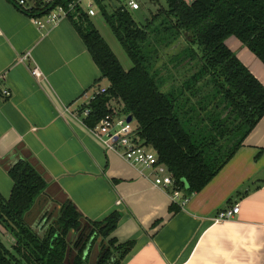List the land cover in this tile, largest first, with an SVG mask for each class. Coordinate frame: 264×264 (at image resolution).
Masks as SVG:
<instances>
[{
	"label": "crops",
	"instance_id": "crops-1",
	"mask_svg": "<svg viewBox=\"0 0 264 264\" xmlns=\"http://www.w3.org/2000/svg\"><path fill=\"white\" fill-rule=\"evenodd\" d=\"M17 7L0 0V196L9 199L8 170L21 159L43 175L47 187L25 215L27 225L44 227L43 235L71 202L84 228L120 214L112 236L134 244L122 264H264V116L201 191L182 192L188 200L180 205L169 189L153 186L152 172L106 149L78 113L107 85H96L101 73L70 21L40 28ZM227 46L264 86L262 62L235 38ZM163 77L166 92L186 75ZM236 204L232 220L212 221ZM91 239L86 259L96 264L101 238Z\"/></svg>",
	"mask_w": 264,
	"mask_h": 264
},
{
	"label": "trees",
	"instance_id": "trees-1",
	"mask_svg": "<svg viewBox=\"0 0 264 264\" xmlns=\"http://www.w3.org/2000/svg\"><path fill=\"white\" fill-rule=\"evenodd\" d=\"M70 1L34 0L31 7L17 8L31 18H43ZM105 1L96 3L132 67L124 70L86 11L78 6L77 13L67 19L101 73L96 85L107 82L105 93L96 92L78 113L89 109L84 117L89 128L107 114L131 116L140 145L156 152L176 184L185 183L188 194L197 193L234 156L264 116V86L227 46L228 40L237 39L264 65V0H162L165 7H159L146 27L135 23L127 5L112 1L113 9L108 13L102 5ZM148 2L152 4V0ZM158 19V26L149 28ZM183 33L187 38L182 40L189 37L188 42L199 47L200 55L192 52L189 56V48L184 47L175 57H184L180 63L197 60L199 67L163 92L166 78L159 76L162 71H151L144 49L151 39L169 47ZM8 175L13 187L8 200L0 196V224L15 243L8 248L0 238V264H65L67 236L76 230L82 232L73 243L72 264H87L84 252L92 237L101 238L103 251L96 264L123 263L134 244H119L112 236L120 219L118 212L101 222H86L89 228H84L82 215L68 202L57 220L39 235L24 217L46 189V180L25 159L12 165Z\"/></svg>",
	"mask_w": 264,
	"mask_h": 264
},
{
	"label": "built area",
	"instance_id": "built-area-1",
	"mask_svg": "<svg viewBox=\"0 0 264 264\" xmlns=\"http://www.w3.org/2000/svg\"><path fill=\"white\" fill-rule=\"evenodd\" d=\"M10 1L20 8L27 7L25 0ZM46 1L50 2L53 0ZM87 1V10L85 9V11L89 17H92L95 15V11L92 8V0ZM82 2L83 0H72L67 3L66 6H56L53 11L43 18L32 17L31 19L34 24L40 28L43 27L44 24L54 25L63 19H67L70 15L76 14L77 7L81 6ZM127 7L132 11H137L139 10L140 5L138 2L129 0L127 2ZM26 58L27 56L22 59ZM30 72L33 77L38 79L43 76L42 72L37 67L33 68ZM105 91L106 88H100L97 91V94H104ZM3 95L8 97L10 93L9 91H3ZM93 97L89 101H91ZM82 114L84 117H87L89 115V109H85ZM90 129L99 137L104 138V145L106 149L116 150L127 162L152 172L153 186L160 189H169L172 201L180 199V205H183L188 200L187 197L182 196V192L185 191L184 185L186 184L183 183L182 186L176 184L171 172L165 164L159 162L156 152L140 145L135 135L132 123L127 122V116L107 114L97 125ZM239 210L238 204L232 206L231 208L221 210L215 217L212 218V221L214 223L230 221L239 213Z\"/></svg>",
	"mask_w": 264,
	"mask_h": 264
},
{
	"label": "rangeland",
	"instance_id": "rangeland-1",
	"mask_svg": "<svg viewBox=\"0 0 264 264\" xmlns=\"http://www.w3.org/2000/svg\"><path fill=\"white\" fill-rule=\"evenodd\" d=\"M112 1L116 5L120 6V5H127V2L129 0H106L105 2H103L102 5L106 8V11L108 13L112 12V9H113ZM133 1L138 2V4L140 5V8L137 11L131 10L130 14L132 16V19L135 21V23L140 27H146L148 25V22L151 21L152 17L157 13L161 5H162V8H163V5L165 7V3L162 0H152V4L148 2L149 0H133ZM87 3H88L87 0H83L82 5H81L82 9L87 10ZM92 4H93L92 8L95 11V16L91 17V21L94 23L95 28L100 33V35L104 38L106 43L109 45V47L111 48L112 52L117 57V59L119 60L124 70L125 71L129 70L132 67V62L130 61L124 49L122 48L121 44L119 43L118 39L115 37L110 27L106 23L100 11V7L96 3V0H92ZM159 20L160 19H158L153 24V26H149V28L152 29L153 27L155 28L156 26H158ZM159 37H161V35ZM185 38H187V33H183L181 35V38L178 41H176V43H174L173 45L169 47L158 45L157 44L158 41H155V40L153 41V39H151L150 43L146 45L144 49V52L150 57L151 71L152 72L162 71L161 74H159V76L161 75V76H166V77L169 75V73L172 75H175V77H179L180 74H182L183 76L186 75L187 77H189L191 74H193L197 68V65L199 67V63L197 62V60H195L194 62L193 61L191 62L189 61L190 59H188L180 63L179 61H181L184 57H179V56L175 57V54H180L181 49H184V47L189 48L188 50L189 56L192 52L197 54V56L200 55V51L198 49L199 47L193 44L191 45L188 42L189 37H188V41L187 40L183 41L182 39H185ZM187 62H189L188 65H186ZM106 84L107 82L105 80H102L101 85H106ZM134 125L135 123L133 121L132 126ZM43 228L44 227L34 228L33 231L40 235V230H42ZM47 228L48 226L46 227V229ZM0 238L2 239L3 243L8 248H11L12 245L15 243L12 234L6 231L1 226V224H0ZM70 249L71 250H69V252H67L66 254L65 264L73 263L72 261H73L74 252H75L73 249V244L70 246Z\"/></svg>",
	"mask_w": 264,
	"mask_h": 264
},
{
	"label": "water",
	"instance_id": "water-1",
	"mask_svg": "<svg viewBox=\"0 0 264 264\" xmlns=\"http://www.w3.org/2000/svg\"><path fill=\"white\" fill-rule=\"evenodd\" d=\"M127 122H132V117L131 116H128L127 117ZM10 169V168H9ZM44 218L45 217H40V221L42 220V222H43V220H44ZM25 222H26V219H25ZM87 228H89V226L87 225V224H84ZM104 226V225H103ZM102 226V227H103ZM81 232H82V230H76L74 233H75V235L74 236H72V237H70V233L68 234V236H67V242L69 243V247H68V251L67 252H69V250H70V246L80 237V235H81ZM88 233V231H86L85 232V235ZM72 242V243H71ZM92 243H93V239H90L89 240V242H88V244H87V247H86V250H85V252H84V255H85V257L88 255V253H89V250H90V248H91V246H92ZM99 251H100V256H99V259H98V261L101 259V256H102V254H103V251L101 250V247L99 248ZM67 254V253H66ZM73 262V261H72Z\"/></svg>",
	"mask_w": 264,
	"mask_h": 264
}]
</instances>
